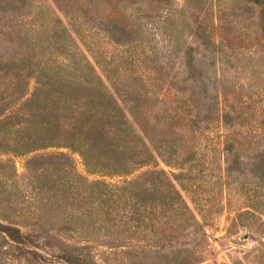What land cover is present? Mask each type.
Masks as SVG:
<instances>
[{"label": "trees", "instance_id": "16d2710c", "mask_svg": "<svg viewBox=\"0 0 264 264\" xmlns=\"http://www.w3.org/2000/svg\"><path fill=\"white\" fill-rule=\"evenodd\" d=\"M117 1L52 0L56 8L48 5L47 15L43 1L0 0V154L8 155L0 166H15L13 157L26 156L24 177L29 179L39 171L60 168L71 176L74 201L98 211H124L125 219L106 222L122 226L116 243L106 247L145 242L165 257L175 254L176 264H199L203 257L193 246L207 232L181 189L192 180L193 169L178 156L175 161L164 156L163 135L148 114L146 99L129 87L107 83L94 48L75 28L86 23L115 44L131 48L142 41L144 32L136 18L123 15L128 7L149 5L151 9L141 15L145 18H178L182 28L169 34L179 32L186 38L185 78L198 84L204 80V70L195 51L216 49L213 27L227 26L225 0H188L183 8L175 7L173 0H122L120 7ZM234 1L238 13L230 15L240 24L255 17L264 36V0ZM232 120L228 113L220 117L225 126H232ZM189 121L198 130L206 128L204 123L211 126L213 119L197 113ZM225 151V173L231 174L240 157L234 142L227 143ZM73 153L81 155L88 172L125 179L117 184L90 181L77 170ZM160 160L181 171L152 169L128 178ZM252 166V174L264 185V150ZM24 227L16 218L0 220V264L13 260L35 264L46 253L66 264H107L103 244L71 242L46 228Z\"/></svg>", "mask_w": 264, "mask_h": 264}, {"label": "rangeland", "instance_id": "374dc122", "mask_svg": "<svg viewBox=\"0 0 264 264\" xmlns=\"http://www.w3.org/2000/svg\"><path fill=\"white\" fill-rule=\"evenodd\" d=\"M34 1L45 2L47 15L51 13L48 5L56 8L52 0ZM187 1L173 3L183 8ZM117 3L119 7L123 4L122 0ZM222 5L228 20L224 28L217 23L213 27L216 49L195 51L197 63L204 70V80L198 84L185 78L182 48L186 38L179 32H174V37L169 34L180 31V19L141 17L143 11L151 9L149 5L124 10L123 15L136 18L143 28L142 41L134 47L117 45L102 31L88 29L86 23H79L75 30L94 48L107 83L129 87L146 99L148 114L163 135L160 149L164 156L172 161L178 156L179 161L187 163L185 167L193 169L192 180L185 181L181 189L203 218L207 232V237L193 246L203 257L199 264H264V185L251 172L256 155L264 150V36L255 17L240 24L230 15L238 13L234 0H225ZM132 11L139 13L133 15ZM197 113L213 119L211 126L204 123L206 128L195 129L189 118ZM226 113L233 118L232 126L220 121ZM230 141L240 157L231 174L225 173V145ZM56 150L68 151L47 149ZM72 155L77 170L90 181L117 184L125 179L90 173L81 155ZM7 158L0 154V160ZM27 158L13 157L15 166H0V220L16 218L26 225L24 229L46 228L71 242L103 244L100 249L108 252L107 264L177 263L175 254L165 257L156 248L144 246L145 242L106 247L104 244L119 239L122 226L110 222L125 219L124 211H98L81 200L74 201L71 176L60 168L39 171L30 179L24 177ZM152 169L181 171L160 160L156 166L137 169L128 178ZM35 264L66 263L46 253Z\"/></svg>", "mask_w": 264, "mask_h": 264}]
</instances>
